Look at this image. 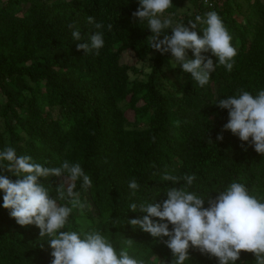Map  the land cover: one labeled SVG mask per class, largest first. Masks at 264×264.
<instances>
[{"label":"trees","instance_id":"trees-1","mask_svg":"<svg viewBox=\"0 0 264 264\" xmlns=\"http://www.w3.org/2000/svg\"><path fill=\"white\" fill-rule=\"evenodd\" d=\"M138 7L137 0H0V150L12 147L47 167L79 163L91 185L76 181L84 206L73 209L62 230H98L145 264H172L163 240L128 223L145 215L131 203L167 198L173 185L165 175H194L192 185L181 179L175 187L212 200L233 181L264 198V155L251 138L242 142L224 130L227 110L215 105L239 89L264 88V0H172L164 15L185 26L216 11L237 50L232 70L218 66L203 87L173 66L170 53L148 46L147 23L133 16ZM88 16L102 28L87 24ZM74 26L82 37L103 32L98 54L77 50ZM202 55L217 63L210 52ZM187 58H194L191 50ZM145 61L148 73L137 68ZM62 180L41 183L55 197ZM2 203L0 194V264H51L48 237L35 225H18ZM188 256L186 264H218L192 246ZM236 264H255V254L242 250Z\"/></svg>","mask_w":264,"mask_h":264},{"label":"clouds","instance_id":"clouds-1","mask_svg":"<svg viewBox=\"0 0 264 264\" xmlns=\"http://www.w3.org/2000/svg\"><path fill=\"white\" fill-rule=\"evenodd\" d=\"M137 2L139 7L133 16L140 23L146 21L151 32L148 46L161 55L170 53L175 61L173 66L178 64L199 86L207 85L220 65L229 72L232 70L237 50L216 11L196 15L194 21L185 26V23L164 15L172 6V0ZM86 23L94 24L96 29L102 28L92 16L86 18ZM200 25L203 26L199 28L202 36L196 31ZM72 39L78 42L77 50L86 54L92 50H97L98 54L105 43L102 31L82 37L81 30L75 26ZM187 50L192 51L193 59L187 58ZM209 52L217 58V63L202 55ZM215 105L227 110L224 130L242 142H249L251 138L250 146L256 153L264 155V88L255 94L239 89L233 95L219 98ZM217 139L222 140L223 136L218 135ZM5 169L17 179H9L3 174ZM52 176L63 177L55 188V197L51 185L41 183L42 178ZM164 179L173 185L166 190L167 198L162 203H131L129 207L133 212L138 209L145 215L128 223L163 240L173 255L172 264H186L190 246L217 258L218 264H236L242 250L255 254V264H264V198L251 194L239 181L217 191V197L212 200L182 186L175 187L181 179L192 185L194 175H165ZM78 180L82 181L81 187L91 185L90 177L79 163L65 160L58 167H47L34 162L30 155L18 156L12 147L0 150L2 207L10 210V216L18 225H35L40 229L41 237H48L53 257L51 264H145L143 259L130 255L126 247L117 249L98 230H62L73 209L84 206L79 199L80 193L75 191ZM128 187L135 195L139 184L132 179ZM60 200L67 203L61 204ZM206 200L208 207H204ZM153 218H159V222ZM169 225H172L171 230Z\"/></svg>","mask_w":264,"mask_h":264},{"label":"rangeland","instance_id":"rangeland-1","mask_svg":"<svg viewBox=\"0 0 264 264\" xmlns=\"http://www.w3.org/2000/svg\"><path fill=\"white\" fill-rule=\"evenodd\" d=\"M243 12L247 15L250 14V11L246 7H244ZM137 68H143L144 73H148L149 71L148 63L146 61L144 63H139ZM130 75L133 76L132 73ZM140 78H142V76Z\"/></svg>","mask_w":264,"mask_h":264}]
</instances>
